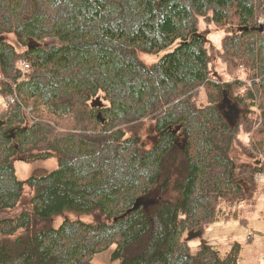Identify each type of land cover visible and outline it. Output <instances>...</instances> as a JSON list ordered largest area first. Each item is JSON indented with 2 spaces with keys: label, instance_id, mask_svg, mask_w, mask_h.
Masks as SVG:
<instances>
[{
  "label": "trees",
  "instance_id": "16d2710c",
  "mask_svg": "<svg viewBox=\"0 0 264 264\" xmlns=\"http://www.w3.org/2000/svg\"><path fill=\"white\" fill-rule=\"evenodd\" d=\"M234 18L218 46L200 34ZM262 18L264 0H0V211L30 207L0 220V264H93L111 247L121 264H240L237 242L190 240L264 175L233 155L264 156ZM21 157L58 167L23 182Z\"/></svg>",
  "mask_w": 264,
  "mask_h": 264
},
{
  "label": "rangeland",
  "instance_id": "374dc122",
  "mask_svg": "<svg viewBox=\"0 0 264 264\" xmlns=\"http://www.w3.org/2000/svg\"><path fill=\"white\" fill-rule=\"evenodd\" d=\"M264 19V18H262ZM260 19V20H262ZM240 29L237 26V18H234L232 23L226 25H206L202 24L200 34L207 37L214 46L219 45V41L227 34H231ZM57 43L55 40L49 39L41 43L46 47H50ZM36 44V43H35ZM40 45V44H39ZM178 43L173 46L155 54L145 55L143 60L148 64L158 62L163 55L167 52L173 51L177 47ZM213 66V64H212ZM215 70L223 74L225 78H228L224 73V66L220 61H215ZM245 90V86L241 88ZM234 102V101H233ZM235 103V102H234ZM6 107V99L0 96V110ZM237 115L242 118V113L238 112ZM144 140L149 146H152L157 140L154 127L147 123L144 127ZM241 140L244 143L251 142V136H242ZM177 141L184 142L183 135L177 137ZM233 155L236 157V161L239 163H254L257 160L264 162L263 154L257 153L256 158L251 159L246 156L241 149L234 150ZM15 160L14 166L16 169L17 178L20 181L26 182L32 176H43L57 169L58 163L56 159L25 162L21 160ZM258 188L255 195L245 204H242L240 208L231 209L228 207L227 211H224V215H228V219L223 218L221 221L214 223L204 230L203 235L190 240V246L195 250L199 244H209L217 246L222 253H226L232 243H239L241 245V259L240 264H264V176L260 175L257 178ZM174 184L170 185L172 189ZM30 189L26 185V194H24L25 200L28 196L31 197ZM22 200V201H23ZM29 211L30 207L23 205L21 208L15 211H0V220L9 219L17 216L21 211ZM226 210V209H225ZM115 247H111L108 251L97 255L94 258L93 264H121V260L114 259L113 252Z\"/></svg>",
  "mask_w": 264,
  "mask_h": 264
},
{
  "label": "water",
  "instance_id": "95a60500",
  "mask_svg": "<svg viewBox=\"0 0 264 264\" xmlns=\"http://www.w3.org/2000/svg\"><path fill=\"white\" fill-rule=\"evenodd\" d=\"M258 30H259L260 32H264V24L261 25V26H259ZM138 206H139V203L135 204V206H134L130 211L135 210ZM130 211H129V212H130ZM190 236H192V234H190Z\"/></svg>",
  "mask_w": 264,
  "mask_h": 264
},
{
  "label": "built area",
  "instance_id": "2783aa9c",
  "mask_svg": "<svg viewBox=\"0 0 264 264\" xmlns=\"http://www.w3.org/2000/svg\"><path fill=\"white\" fill-rule=\"evenodd\" d=\"M260 22L263 23L264 20L262 19ZM23 68H24V71L27 72V70L29 69V65L28 64H24V67Z\"/></svg>",
  "mask_w": 264,
  "mask_h": 264
}]
</instances>
